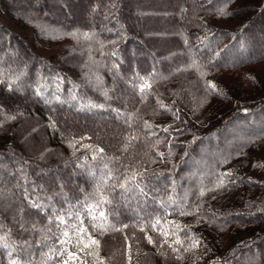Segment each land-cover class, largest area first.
<instances>
[{"label":"trees","instance_id":"obj_1","mask_svg":"<svg viewBox=\"0 0 264 264\" xmlns=\"http://www.w3.org/2000/svg\"><path fill=\"white\" fill-rule=\"evenodd\" d=\"M66 262L264 264V0H0V264Z\"/></svg>","mask_w":264,"mask_h":264},{"label":"snow or ice","instance_id":"obj_2","mask_svg":"<svg viewBox=\"0 0 264 264\" xmlns=\"http://www.w3.org/2000/svg\"><path fill=\"white\" fill-rule=\"evenodd\" d=\"M225 175H227V174H225ZM201 194L203 195V193H201ZM101 216H103V213H101ZM61 222L63 223V221H61ZM125 227H126V225H125ZM149 242H151V238H149ZM92 243H96V241H92ZM66 264H67V262H66Z\"/></svg>","mask_w":264,"mask_h":264}]
</instances>
